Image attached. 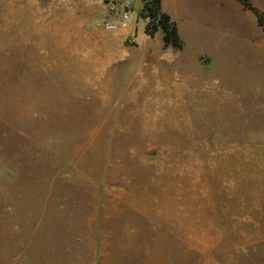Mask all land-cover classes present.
<instances>
[{
  "label": "rangeland",
  "instance_id": "obj_1",
  "mask_svg": "<svg viewBox=\"0 0 264 264\" xmlns=\"http://www.w3.org/2000/svg\"><path fill=\"white\" fill-rule=\"evenodd\" d=\"M188 1L174 50L107 30L103 0H0V264H202L264 235V35Z\"/></svg>",
  "mask_w": 264,
  "mask_h": 264
},
{
  "label": "crops",
  "instance_id": "obj_2",
  "mask_svg": "<svg viewBox=\"0 0 264 264\" xmlns=\"http://www.w3.org/2000/svg\"><path fill=\"white\" fill-rule=\"evenodd\" d=\"M102 1V0H100ZM144 0H137L138 7L137 13L134 17L132 14L131 19L124 25L117 28V34L119 37L124 38L131 36L137 40L136 35V23L137 19L142 17L138 16V11L140 10ZM172 0H161V10L169 14L167 9V3ZM178 1V0H173ZM188 2H191L190 0ZM217 6L220 8L222 6V1H217ZM170 15V14H169ZM171 17V16H170ZM172 19V18H171ZM144 25L146 19H143ZM143 25V32H144ZM160 30H157L158 32ZM155 32V33H156ZM161 32V31H160ZM145 34V33H144ZM162 34V33H161ZM146 35V34H145ZM170 48V47H167ZM166 49V48H163ZM172 49V48H170ZM175 50V49H174ZM216 140H228V138H218ZM243 155H252V154H243ZM237 220H253L255 219L252 212L242 211L240 214L234 216ZM264 242V235H254L245 234L240 237H237L236 240L229 239V243L222 245L216 250L203 251L201 256L202 264H264V247L260 246Z\"/></svg>",
  "mask_w": 264,
  "mask_h": 264
},
{
  "label": "trees",
  "instance_id": "obj_3",
  "mask_svg": "<svg viewBox=\"0 0 264 264\" xmlns=\"http://www.w3.org/2000/svg\"><path fill=\"white\" fill-rule=\"evenodd\" d=\"M242 4L253 11L257 18V24L264 35V10L253 7L248 0H239ZM138 16L146 19L144 33L148 37H153L157 30L161 31V47L178 50L182 47V41L178 33V28L170 15L161 10V0H144Z\"/></svg>",
  "mask_w": 264,
  "mask_h": 264
},
{
  "label": "built area",
  "instance_id": "obj_4",
  "mask_svg": "<svg viewBox=\"0 0 264 264\" xmlns=\"http://www.w3.org/2000/svg\"><path fill=\"white\" fill-rule=\"evenodd\" d=\"M110 19L103 21L107 30H115L126 24L132 17V8L129 0H103ZM132 41L135 39L132 37Z\"/></svg>",
  "mask_w": 264,
  "mask_h": 264
}]
</instances>
